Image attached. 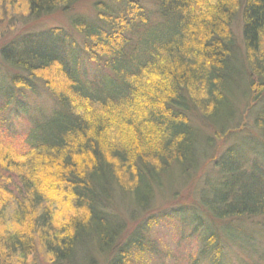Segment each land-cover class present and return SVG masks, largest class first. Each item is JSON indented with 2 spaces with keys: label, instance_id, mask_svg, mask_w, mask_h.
<instances>
[{
  "label": "trees",
  "instance_id": "obj_1",
  "mask_svg": "<svg viewBox=\"0 0 264 264\" xmlns=\"http://www.w3.org/2000/svg\"><path fill=\"white\" fill-rule=\"evenodd\" d=\"M78 1L1 0L0 20ZM98 2L70 30L1 43L0 264L38 250L55 264H134L153 246V217L127 232L116 202L146 212L170 174L199 178L203 148L229 132L189 220L210 264L223 243L264 264V0H154L155 18L136 1ZM236 95L247 132L230 127Z\"/></svg>",
  "mask_w": 264,
  "mask_h": 264
},
{
  "label": "rangeland",
  "instance_id": "obj_2",
  "mask_svg": "<svg viewBox=\"0 0 264 264\" xmlns=\"http://www.w3.org/2000/svg\"><path fill=\"white\" fill-rule=\"evenodd\" d=\"M97 1H99V4L102 2L109 3L112 5V8L119 5L117 0H80L67 11L58 9L36 20L28 19L25 15L21 14L19 16L16 12L9 19L2 18L0 20V33L4 32L5 34L0 38V46L2 41L19 33L46 30L56 26L70 30L71 23L76 17L83 16L88 19L96 17L99 10L95 9L94 5ZM129 1H136L142 7L145 15L155 18L154 0ZM233 29L238 41H240L241 38L238 36L241 32L239 19L235 21ZM75 37L79 38L76 34ZM234 100L237 104L236 119L230 127L236 129L235 133L247 132L251 124V108L248 109L249 104L247 101L244 98L241 100V97H238V95L235 96ZM197 124L201 125V123ZM201 127L203 136L213 134L210 127L203 125ZM230 133L226 134L223 138H215L212 141V146L203 148L200 159L202 168L197 175L199 178L195 180V178L188 179V177L181 176L179 173L170 174L164 183L156 188L153 201L146 212H137L133 203L127 198L121 197L116 202L115 211L120 215L122 221L126 222L127 232L142 220L153 217L150 219L151 228L148 230V235L151 241L154 242L152 243L153 246L149 252L138 253L139 257L135 260L134 264H210L208 257L200 255V234L202 229L197 226L198 223L196 221L189 220L191 218L189 209L190 205L194 206L199 203V191L204 184L203 178L211 177V180H215L216 176L212 168L213 156L216 157L225 147L234 141L235 137L230 135ZM55 211L58 214H64L66 208H57ZM200 223L202 224V220H200ZM239 242L244 244L245 241L240 240ZM223 244L224 247L222 248L224 252L221 255L220 264H246L245 260L249 262V259L245 256V249L249 250L248 252H255L252 248L250 250L249 247L241 248V251L236 250L233 244ZM15 264L55 263L48 261L47 256L44 255L42 250H38L37 254L28 257V260Z\"/></svg>",
  "mask_w": 264,
  "mask_h": 264
}]
</instances>
